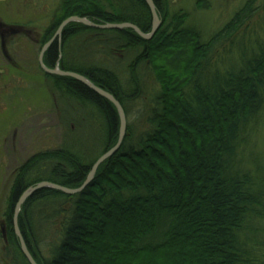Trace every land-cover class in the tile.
I'll use <instances>...</instances> for the list:
<instances>
[{
    "label": "trees",
    "instance_id": "trees-1",
    "mask_svg": "<svg viewBox=\"0 0 264 264\" xmlns=\"http://www.w3.org/2000/svg\"><path fill=\"white\" fill-rule=\"evenodd\" d=\"M153 1L162 26L152 40L71 23L45 54L48 68L112 94L127 132L82 193L45 189L24 204L19 228L37 264H264V0H247L208 34L169 0ZM58 16L45 45L71 17L153 27L145 0H62ZM119 53L133 58L126 82L107 64ZM44 75L65 100L95 111L102 141L88 143L91 125L76 113L83 132L73 144L17 170L4 214L12 264H30L14 228L23 194L42 182L81 188L120 139L114 104L75 79Z\"/></svg>",
    "mask_w": 264,
    "mask_h": 264
},
{
    "label": "rangeland",
    "instance_id": "rangeland-1",
    "mask_svg": "<svg viewBox=\"0 0 264 264\" xmlns=\"http://www.w3.org/2000/svg\"><path fill=\"white\" fill-rule=\"evenodd\" d=\"M61 2H0L1 22L23 25L33 32L8 38L6 44H3L0 36V264H12L14 260L12 255L7 257L13 251L6 246L4 238V214L17 170L38 153L57 149L67 140L73 144L71 140H74V135L77 137L83 132L76 113L85 116L90 123L88 125H91V139H88L91 142L88 143L96 146L98 141H102V121L95 111L87 107L84 110L80 104L65 100L40 69V53L49 38L51 24L60 17L58 11ZM246 2L169 0V8L171 12L184 10L189 13L190 23L208 34L226 24ZM117 56L110 63L107 62L108 68L117 72L126 82L129 78L128 66L133 58L123 54ZM103 58L99 57V60H104L106 64L107 60ZM142 73L151 90L156 86L152 74L149 71ZM69 128L74 134L71 135ZM84 142L87 143L86 140Z\"/></svg>",
    "mask_w": 264,
    "mask_h": 264
},
{
    "label": "water",
    "instance_id": "water-1",
    "mask_svg": "<svg viewBox=\"0 0 264 264\" xmlns=\"http://www.w3.org/2000/svg\"><path fill=\"white\" fill-rule=\"evenodd\" d=\"M145 1L148 4L150 11H151V14H152V17H153V27H152V31L149 34L143 33L137 26L130 24V23L97 25V24H94L93 22H91L87 18L71 17L68 20H66L60 26L56 35L53 37V39L49 43H47L43 47V49L40 53L39 63H40L42 70L45 73H47L49 75H55V76L75 79L76 81L84 84L89 89H91L92 91H94L98 95L102 96L103 98L109 100L112 104H114L115 107L117 108L118 112H119L120 121H121V129H120V139H119L117 146L114 147L113 149H111L109 152H107L104 156H102L96 162V164L92 168L91 173L88 176V179L86 180V182L83 184V186L81 188L69 189V188H66V187H63L60 185H56V184H53L50 182H42V183L37 184L34 187L29 188L23 194V196L20 198V200L16 206V209H15L14 228H15V233L20 240L22 252L30 264H37V262L35 261V259L31 255V253H30V251L26 245V242L22 236L20 228H19V215H20L21 209L24 206V204L27 202L28 199L33 197V195H35L37 192H39L41 190H45V189H54V190H57V191H60L64 194H66V195H76V194L82 193L92 183V181L95 178V175H96L98 169L100 168V166L103 163H105L107 160L112 158L119 151V149H120V147H121V145L125 139L126 132H127V117H126L125 111H124L122 105L116 100V98L112 94H110V93L104 91L103 89L97 87L91 81H89L86 77H84L82 75H79L77 73L62 71L59 66L56 69L48 68L44 63L45 54L52 47V45L56 42L57 38L62 36L65 28L71 23H81V24H83L89 28H94V29H99V30L122 31V30H126V29H131V30L135 31L141 38H143L145 40H152L153 37L158 32V30L161 28L162 21H161L160 15L158 13V10H157V7H156L154 1L153 0H145Z\"/></svg>",
    "mask_w": 264,
    "mask_h": 264
},
{
    "label": "flooded vegetation",
    "instance_id": "flooded-vegetation-1",
    "mask_svg": "<svg viewBox=\"0 0 264 264\" xmlns=\"http://www.w3.org/2000/svg\"><path fill=\"white\" fill-rule=\"evenodd\" d=\"M7 0H0V2H4ZM50 30V29H49ZM48 30V31H49ZM31 29H27L23 25H16V24H6L0 21V36L2 39L3 44H6L8 38H11L16 35H29L32 34ZM62 36L58 37L57 40L59 42L62 41Z\"/></svg>",
    "mask_w": 264,
    "mask_h": 264
}]
</instances>
